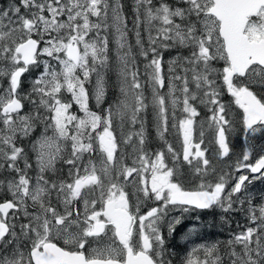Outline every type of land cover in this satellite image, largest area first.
I'll return each mask as SVG.
<instances>
[{"label": "snow or ice", "instance_id": "1", "mask_svg": "<svg viewBox=\"0 0 264 264\" xmlns=\"http://www.w3.org/2000/svg\"><path fill=\"white\" fill-rule=\"evenodd\" d=\"M132 13L130 29L123 0L0 6V264H176L178 233L193 245L179 264H264V203L247 193L264 148L236 157L251 177L210 180L208 155L230 156L225 94L242 131L264 134V0H133ZM216 209L246 223L195 244L198 213Z\"/></svg>", "mask_w": 264, "mask_h": 264}, {"label": "trees", "instance_id": "2", "mask_svg": "<svg viewBox=\"0 0 264 264\" xmlns=\"http://www.w3.org/2000/svg\"><path fill=\"white\" fill-rule=\"evenodd\" d=\"M7 0H3V3H0V6H4V4H6ZM123 3L125 5V12L128 16V23H129V28L131 29L132 27V3L133 0H123ZM95 19V18H93ZM130 41L134 44V36H130ZM167 57V56H166ZM165 57V58H166ZM142 65H141V69H142ZM38 70H34V75H36V73L39 71ZM109 85H108V94L106 97V103L104 105H102L103 108H107L108 103L113 102L116 98L117 95V88L115 87L116 84V76H115V72H111L109 74ZM65 97V96H64ZM223 100L225 103L227 104H231V108H232V112L230 113V117L234 119L235 123H236V130L234 132L229 133V145L231 148V152H230V156L224 158L223 161L219 160L216 157L212 156V152L210 151L208 153L210 159H212V163L213 166L216 168V175L210 176L209 179L210 180H215L219 174L223 173V172H231L233 174V176L235 175V160L236 157L241 155L238 151L241 143L239 142V139L241 138L243 131L241 129V125L239 123V118L242 115V113L240 112V110L238 108L235 107L234 104L231 103V97H229L227 94L224 95ZM93 103H91V99L89 101V106L92 107ZM96 111L99 113L101 111V108L97 107L96 105ZM207 116V111L206 109L201 108V117L198 119H203ZM149 119H151V116L149 115ZM149 133L151 136V147H162L163 145L161 144V142L157 141L155 139V132L151 129V127L149 128ZM198 135V133H197ZM211 134H207L205 136V147L208 146V141L211 139ZM168 140L169 142L173 143L177 148H179V140H178V136L177 134L174 133H170L168 136ZM28 144H25V147H27ZM131 161H129L130 163ZM232 180L229 179L228 183L231 182ZM193 185H186V187H192ZM218 213H221L218 209L214 210V211H205V213L202 214L201 219L199 221H196L199 224H202L203 227L197 229L199 235L198 236H193L192 240L195 242V244H204V243H212V242H216L219 241L221 243H223L224 241H226L229 238V233L230 232H236L238 231V225H244L246 223V220L244 219V223L240 224H236V225H232L231 222L233 220V217L231 216V213L228 214H224L221 213L220 215ZM225 216L226 217V222H222L221 221V216ZM240 221V218H239ZM189 223L188 221H186V224ZM184 231V229H181V233ZM165 235H167V232L165 230L164 232ZM175 245V253L173 254V259L176 260V264H179L180 260L184 257L185 255V251H186V247L190 248L193 245L185 244V241L181 238V234L178 233L176 235V239L172 242ZM180 253H183V256L180 257Z\"/></svg>", "mask_w": 264, "mask_h": 264}, {"label": "rangeland", "instance_id": "3", "mask_svg": "<svg viewBox=\"0 0 264 264\" xmlns=\"http://www.w3.org/2000/svg\"><path fill=\"white\" fill-rule=\"evenodd\" d=\"M5 2L7 3V1H5ZM167 59H168V57L165 58V60H167ZM165 70H166V65H165ZM40 71H42V69H40V70L36 73V75H38ZM87 87L89 88V91H91V89H92V85L89 84V85H87ZM64 96H65L66 99H69V100L71 99L70 95H69L68 93H66V92L64 93ZM91 103H93V104H95V105H93L92 107L89 106L90 110H92V111H96V101H95L94 98H91ZM71 111H72L73 113H75L76 115H79V116H82V115H83V113L79 110V107H78L77 105H73V108L71 109ZM96 112H97V111H96ZM40 131H42V129H38L37 132L34 133L33 138H35L36 136H39ZM170 133H174V134H176L174 131H172V132H170ZM48 134L51 135V131H49ZM263 137H264V134H262V133H256V134L248 133V134H244V136L242 135L241 138L239 139V142L241 143V145H240V147H239V149H238L239 153L242 154V152L244 151L245 148H249V147H250L251 150H252V155H253L254 152H255L257 149H261V148H263V147H261L262 142H260V141H262V138H263ZM30 147H31V146L28 144L27 148L30 149ZM152 148H155V147L152 146ZM57 167H58V168H63L64 165H62V164H58ZM260 203H264V200H262V201H258V205H259ZM146 210H147V205H145V206L142 207V209H141L142 212H143V211H146ZM174 214H175V213H174ZM239 214H241L240 221H239V220H235V221H234V224H235V225L238 224V223L242 224V223H244V219L246 220V218H245V213H244V212H240ZM219 215H220V214H219ZM231 224H232V222H231ZM182 256H183V253H180V257H182Z\"/></svg>", "mask_w": 264, "mask_h": 264}, {"label": "flooded vegetation", "instance_id": "4", "mask_svg": "<svg viewBox=\"0 0 264 264\" xmlns=\"http://www.w3.org/2000/svg\"><path fill=\"white\" fill-rule=\"evenodd\" d=\"M244 132H243V136H244ZM262 145L261 147L264 148V137L262 138ZM260 150L261 149H257L254 154L252 155V157L250 158L251 159V162L254 163V159L255 157H257L259 154H260ZM239 174H248L250 177H251V173H248L247 170H242L241 173H236L235 172V177H238ZM231 182H229V184H231ZM247 193L251 196V198L253 199L254 203L256 205H258V201H262V197H264V180H254L251 184H249L247 186ZM247 207V206H245ZM219 210V209H218ZM207 211V210H205ZM205 211L203 212H199V216H202L203 213H205ZM208 212V211H207ZM240 212L242 211H236V212H232L231 213V216L233 217V220H232V225H235L234 224V221L235 220H239V218L241 217V214H239ZM218 214H221V213H218ZM197 215L196 213L193 214V216ZM246 218V217H245ZM189 223H192L193 221L189 220L188 221Z\"/></svg>", "mask_w": 264, "mask_h": 264}, {"label": "bare ground", "instance_id": "5", "mask_svg": "<svg viewBox=\"0 0 264 264\" xmlns=\"http://www.w3.org/2000/svg\"><path fill=\"white\" fill-rule=\"evenodd\" d=\"M243 135V134H242Z\"/></svg>", "mask_w": 264, "mask_h": 264}]
</instances>
